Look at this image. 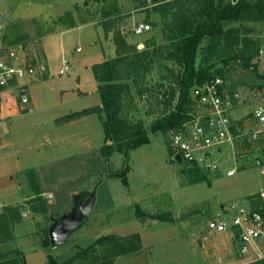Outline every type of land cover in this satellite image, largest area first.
Listing matches in <instances>:
<instances>
[{"label":"rangeland","instance_id":"1","mask_svg":"<svg viewBox=\"0 0 264 264\" xmlns=\"http://www.w3.org/2000/svg\"><path fill=\"white\" fill-rule=\"evenodd\" d=\"M70 1L0 0V10L8 8L11 13L18 15L13 21H5L7 23L0 31L2 43L17 38L20 43L27 44L28 51H33L35 46L31 42L37 41L56 26L72 23L103 26L106 30L105 37L110 38L115 47L114 56H108V59L118 58L113 82H124L129 86L128 89L125 86L120 94V115L131 124L142 122L148 130L150 142L127 153L114 151L106 158L102 150L110 142H105V131L96 112H92L87 119V131L92 140L90 148L87 149L76 147L78 135H83L84 129H81L70 137L63 133V138L58 139L54 148L49 151L46 138L40 135L44 129L50 127L37 124L34 129L24 126L21 120L24 116L35 120L39 115H44L40 120L47 119L49 110L20 111L17 118L1 123L0 143L7 144V150L20 148L21 162L41 165V155L54 153L57 157L56 161H51L53 179L47 189L53 197L49 196L48 200L40 194L35 170H25V177L34 195L26 201L28 207L23 210L28 211V216L21 215L22 220L19 223L30 222L34 224V228L24 230L32 232L29 235L23 232L18 239L20 244L43 242L45 229H48L50 223L59 216L72 212L75 203L69 207V212H66L69 208L65 212L49 211L50 205L60 202L61 190L74 185H86L89 190L98 184L96 192L100 194V200L96 208L100 209L102 206L101 214L106 224L98 229L96 235L103 231H117L118 221L131 217L136 211V205L156 213L171 212L174 215L175 212L178 222L182 220V216L188 214V218L183 220L187 224L174 230L166 231L169 222L163 219L156 218L146 224L145 232L150 234L152 230L160 231L159 234L152 235L151 245L143 252L150 255L154 264H264V256L256 257V252L252 254L253 257L249 256L251 252L241 256L238 243L226 247L225 233L213 235L206 228L209 218L230 216L227 206L231 202L255 200V194L250 193L257 191L264 175L252 163L251 154L240 157V150L236 145L234 148L233 143L221 145L222 151L213 148V158L219 160L220 168L212 172L182 161H173L168 154L169 134H154L150 127L156 118L166 114L176 104L179 95L176 75L180 67L175 60L166 59L167 53L163 57L149 56L144 61V66L138 69L134 64L137 60L135 50L149 46V51H153L166 45L169 42L168 36H174L178 32V28L173 29V26L180 27L182 19L175 17L176 14L194 16L207 0H129L128 5L119 3L126 0H85L82 5L76 4L67 10ZM228 1L236 3L238 0ZM243 3L249 4L248 8L252 13L239 20L227 22L224 25L227 33L220 39L207 36L201 45L204 50L200 51L198 58V63L214 65V74L223 78L228 90L241 92L264 87V55L260 53L264 46V20L255 19L259 18L261 8L262 12L264 10V0H246ZM142 20L148 22L151 29L144 34L134 35V25ZM124 39L126 44L122 43ZM236 40L238 43H235ZM207 46L210 50H205ZM104 69L100 68L99 72ZM63 118L68 119L66 116ZM68 140L71 143L65 144ZM34 147L33 154L30 148ZM98 153L100 156L102 154V158ZM66 160L75 164L74 178H68L63 172L62 167ZM126 166L129 168L124 181L116 173L124 170ZM232 167L236 171L229 176L226 172ZM49 172L44 175L45 179L51 178ZM198 178L204 180L197 181ZM92 219L93 216L88 223ZM15 222L16 220L7 221L0 217V238L11 234ZM135 222L139 223L138 220ZM124 229L130 230L134 227L126 225ZM82 242L85 245L90 243ZM20 253L17 252V258Z\"/></svg>","mask_w":264,"mask_h":264},{"label":"crops","instance_id":"2","mask_svg":"<svg viewBox=\"0 0 264 264\" xmlns=\"http://www.w3.org/2000/svg\"><path fill=\"white\" fill-rule=\"evenodd\" d=\"M84 2L86 1L71 0L67 10L72 9L76 4L82 5ZM119 3L128 5L130 4V1L126 0ZM48 6L50 7V4H48ZM3 13H7L8 15H6V19L4 20L0 18L3 26L0 31L4 29L7 23L5 21H13L18 17L15 13H11V10L8 8L0 10V17ZM105 32L106 30L103 26L94 23H77L73 26L60 25L56 26L51 32L40 36L37 41H33L32 43L35 46L34 54L38 57L36 62L38 66L37 75L35 78L27 77L24 80L30 86V101L24 106L19 103L15 96H13L9 88L2 89L0 92V124L3 122H9L13 118H17L20 116V111L30 109L31 111L35 110L42 112L49 110L50 115L44 120H40V117L44 115H39L40 117L35 120H30L29 117L26 118V116L21 117V120L26 127L34 128L37 124L50 127V129H44L45 131L40 135V137L46 138L49 151L54 148L58 139L63 138V133H66V135L70 137L73 136L77 130L81 129H84L82 130L83 135H78L76 147L82 149H87V147L90 148L92 140L87 131V119L92 113L77 115L68 119L63 117L82 111L85 108L100 106L102 104L98 92V81L93 66L107 60L108 56H114L115 53V47L111 43L110 38L107 39L105 37ZM1 38L2 37H0V55H4L6 54L5 52L7 48L12 45H10V41L6 42L7 40L2 43ZM65 65H68L67 71L61 74L60 70L64 68ZM259 77L260 76H258V78ZM259 88L264 90V87ZM40 92L42 94H40ZM243 94L247 99L246 103L236 107L232 111L233 117L238 119L240 123H243L244 118L248 116L247 114L251 112L259 99L257 98L255 101H251V89L245 90ZM50 140L51 142H49ZM64 143L70 144L71 142L68 140ZM6 145L7 144L0 143V203L3 204L0 217L7 221L13 219L16 220V222L12 227L11 234L7 235L6 238H0V264H44L49 254H52L53 256L58 257L60 261H63L73 255L78 247L88 246L101 235L116 234L127 236L136 232L141 236V249L132 253L116 256L113 264H154L150 255L143 252H145L151 245L150 239L152 238V235H157L160 231L152 230L150 234L145 232L144 229L149 221L155 220L152 218L140 219V215L143 213L151 214L156 212L147 211L140 208L139 205H136V211H134V214L131 217L118 221L117 231H103V233L96 235L98 229L106 224L101 214L102 206L100 209L96 208V205L100 200V194L98 191H95L93 207L88 219L71 234L70 238H68L65 243L57 246L50 245L49 247L39 241L34 244H32L31 241L27 242V244H20L21 242L18 239L23 232L26 233L29 229L33 230L34 228L33 223H19L22 220H20L21 215H23V217L28 216V211L23 210L28 207L26 201L33 198L34 195L29 187L27 178L25 177V170L27 168L35 170V175L38 180L37 183L41 189L40 194L48 200L49 196L53 197L47 189L49 182L53 179L51 161L52 159L56 161L57 157H55L54 153L41 155V165H27L20 161V148L7 150L5 148ZM235 145L240 150L238 153L243 154L242 156L240 155L241 157L251 154L250 159L252 163L260 169L258 163H264V153L259 150L258 144L237 140ZM35 148L36 147L30 148L31 153H35ZM99 157L102 158V154L101 156L99 154ZM29 160L31 161L33 159ZM63 164V172L69 176L68 178H74L75 164L69 160H66ZM42 166H45L46 168L43 169L44 167ZM47 171H50V179H45L44 175H47ZM260 186L261 184L259 187ZM87 187L88 186L86 185H74L66 190H61L60 202L50 205V208H48L49 211L60 212L69 207L71 208L75 203V196L82 193ZM257 191L251 192L250 195L255 194ZM259 201L257 199L253 201L248 200L246 203L255 206ZM70 208L66 210V212H69ZM20 210L22 212H20ZM91 215L93 216V219L88 223L89 219L92 217ZM187 215L182 216L181 214L182 220L178 222L176 221L175 217L177 216L174 212V215H172L173 221H168V228H165L166 231L169 229L174 230L180 225L181 227L186 225L187 222H184L183 220L188 218ZM137 220L139 223L135 222ZM126 225H131L134 229H124L126 228ZM31 230L30 232H27L28 235L31 234ZM224 235L227 238V240L224 241L226 247L229 244L235 243L234 241L236 239L232 236V233H225ZM82 241L90 243L85 245ZM19 251L22 254L20 253L17 258L16 254ZM250 252L251 254H249V256L253 257L252 254L255 253L254 249H251Z\"/></svg>","mask_w":264,"mask_h":264},{"label":"trees","instance_id":"3","mask_svg":"<svg viewBox=\"0 0 264 264\" xmlns=\"http://www.w3.org/2000/svg\"><path fill=\"white\" fill-rule=\"evenodd\" d=\"M243 1L246 0H238L236 3L228 0H207L194 16H181L180 14L178 16L176 14L177 16L175 17L182 19L181 25L180 27L173 26V29L178 28V32L174 36L173 34L168 36L169 42L166 45L159 46L153 51H149V46L141 50H135L137 60L134 64H136L137 69L144 66V61L149 56L163 57L166 53V59L175 60L176 64L180 67L176 75V82L179 87L178 100L171 110L163 116L156 118L150 127V131L154 134L159 132L169 134L168 154L173 161L177 160L173 158V148L171 146L172 133L179 125L191 118V112L193 111L192 88L195 85L211 81L216 77L213 64H208L207 62L198 63V58L204 50L201 49L204 47L201 45L207 36L218 40L222 35L227 33V30L224 28L227 22L239 20L252 13L248 8L249 4L246 5ZM260 13L259 18H255L256 16L250 17L264 20V10L262 12V8ZM74 24L69 25L73 26ZM122 41L123 44H126L125 39ZM17 42L20 41L15 38L14 40H10L9 43L10 45H15ZM235 43H238L237 40ZM205 50H210L209 46ZM117 61L118 58L107 59L93 66L102 104L100 106L85 108L82 111L67 116L71 118L92 112L98 114L105 131V142L111 141L110 143L107 142L102 150L106 158L114 151L127 153L131 149L150 142L148 130L142 122L131 124L120 115V94L125 86H127V89L129 86L124 82H113L114 67ZM100 68L105 69L100 73ZM190 165L200 167L198 163ZM128 168L129 166H126L124 170L117 172L116 175L121 176L126 181L125 174ZM199 180H204V178H198L197 181ZM97 185H94L92 189L82 191L81 199H85L95 192ZM168 215L169 217H167ZM141 218H157L170 222L173 221L171 212L143 213L140 215ZM42 243L44 245H51L47 228L45 229V238ZM104 247L106 248L101 250ZM141 247V236L137 232L127 236L105 234L86 247H78L73 255L63 261L49 254L48 260L44 264H113L116 256L138 251Z\"/></svg>","mask_w":264,"mask_h":264},{"label":"built area","instance_id":"4","mask_svg":"<svg viewBox=\"0 0 264 264\" xmlns=\"http://www.w3.org/2000/svg\"><path fill=\"white\" fill-rule=\"evenodd\" d=\"M150 2L151 0H143ZM0 21V29H2ZM151 29L148 22L141 21L134 25L135 34H143ZM32 43V42H31ZM33 45V43H32ZM79 49V48H78ZM6 54L0 55V92L9 88L15 98L25 105L30 101L29 85L24 81L27 77H36L38 57L28 51L27 44L16 43L7 48ZM264 55V46L260 49ZM68 65L60 70L67 71ZM193 111L191 118L183 122L172 133L171 146L173 158L178 154L181 161L187 164L198 163L205 171H217L220 162L213 158V148L222 151L221 145L235 143L237 140L258 144L264 153V90L256 87L251 89V101L255 104L243 123L234 118L232 111L246 103L243 92L232 91L224 84L223 78L216 76L211 81L192 88ZM209 153V156L206 154ZM241 156L243 154H240ZM240 156V157H241ZM264 175V163H258ZM236 168L227 170V175H234ZM259 202L253 206L249 203L231 202L227 209L230 216L210 218L206 228L213 234L232 233L239 245L241 256L251 249L256 257L264 256V179L255 193ZM0 203V213L2 212ZM225 211V209H224Z\"/></svg>","mask_w":264,"mask_h":264},{"label":"water","instance_id":"5","mask_svg":"<svg viewBox=\"0 0 264 264\" xmlns=\"http://www.w3.org/2000/svg\"><path fill=\"white\" fill-rule=\"evenodd\" d=\"M7 13L1 15V19H6ZM111 142V141H109ZM209 156V153L206 154ZM175 159L181 161L180 155L176 154ZM95 192L87 198L81 199V193L75 196V206L70 214H63L54 219L48 227V233L52 246L65 243L69 236L80 226H82L92 210Z\"/></svg>","mask_w":264,"mask_h":264}]
</instances>
